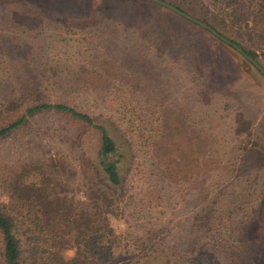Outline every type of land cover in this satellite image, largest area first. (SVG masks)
<instances>
[{
  "label": "trees",
  "instance_id": "16d2710c",
  "mask_svg": "<svg viewBox=\"0 0 264 264\" xmlns=\"http://www.w3.org/2000/svg\"><path fill=\"white\" fill-rule=\"evenodd\" d=\"M163 1L204 21L254 59L256 51L264 56V0ZM148 3L151 7L139 6L137 15L108 5L112 19L86 26L91 38L83 51L74 52L89 54L91 49V63L74 57L69 69L55 65L50 74L37 77L39 90L18 100L10 97L5 106L0 101V116L21 106L18 114L0 123V140L41 119L46 125L36 126L34 136L39 142L47 138L51 146L35 142L36 149H28L26 155L22 150L0 170V264H264V242L259 244L250 235L264 209V140L256 137L250 119L242 115L234 125L239 143L227 158L212 162L206 137L195 147L201 156L192 157V147L181 151L177 127L181 115L148 70L150 60L165 61L164 53L186 57L183 45H176L179 34L187 41V33L203 32L264 78L206 29ZM120 4L129 8L128 2ZM133 29L143 41L120 40L129 39ZM98 43L108 47L107 52L97 49ZM130 58L145 62L139 75L143 80L138 86L130 74H122L126 85L120 87L123 79L113 75L131 71ZM217 64L212 61L210 76L195 84L199 122H210L205 118L213 113L214 92L238 98L247 86L239 69L222 63L217 75ZM60 67L67 75L57 73ZM213 80L229 91L215 89ZM134 85L139 93L130 89ZM229 105L223 102L224 107ZM181 112L185 122L186 110ZM186 123L194 128V123ZM85 130L96 135L89 154L81 137ZM132 188L137 190L130 192ZM185 193L199 205L174 224L164 215L165 208L172 199L182 201ZM111 219L122 225H111Z\"/></svg>",
  "mask_w": 264,
  "mask_h": 264
},
{
  "label": "rangeland",
  "instance_id": "374dc122",
  "mask_svg": "<svg viewBox=\"0 0 264 264\" xmlns=\"http://www.w3.org/2000/svg\"><path fill=\"white\" fill-rule=\"evenodd\" d=\"M117 1L118 2L115 0H0L1 103L5 106L7 99L10 97H14L13 99L18 100L21 95H25L31 90H39V86L36 87L35 84L37 77L47 76L51 73V67L55 65H67L66 67L68 68V64L74 57H84L82 62H84L85 65L91 63V61H93L91 57L93 52L91 49H89V54L86 50L78 54H74V52L77 48L82 49L86 43L85 41L91 38L86 30H84L86 26L91 27L92 24L112 19L113 15H110L108 5L114 4L113 6L116 5L120 11H127L129 13H136L139 10V6L151 7L148 1L145 0ZM124 2L129 3V8L125 4H120ZM113 6L110 7V9H113ZM154 11L157 14L161 13L158 8H155ZM138 13L139 12H137L136 15ZM165 21L168 22L166 19ZM177 35L178 33H176V36ZM187 35L188 40L186 41L183 40L179 34V44H176L177 46H180V44L183 45L182 49H184L186 54L185 58H170L169 53H164L163 58L165 61H162L161 58L156 59L155 63L154 60H150L152 64L148 70L149 78L156 76L153 80L161 83L160 88L164 89L166 100L170 101L175 112L178 111L181 115L178 117L181 126L176 125L180 131L178 133L180 137V150L187 151L192 147L191 156H201V152L197 151V153L195 147L197 148L202 137H206L212 145L210 150L212 162L219 158H227L229 154L233 153V150L237 148L236 146L239 143L236 141L237 138L235 136L234 125L242 120V115L250 119L249 128H253V131L257 133L256 137L263 141L264 81L262 77H260L249 65L245 66V63H242L239 56L233 53L229 47L217 42L207 33L199 32L197 35L187 33ZM107 39L115 42L112 38ZM120 40L126 42L125 44H128L127 40H132L134 43L143 41V39L137 37V33L134 29L129 34V39ZM97 47V49L100 50L103 48L102 51L107 52L108 47H103L99 43ZM96 53L99 54L100 52ZM202 56H205V58L202 59ZM175 58L176 61H174ZM130 59L133 63V69H131V71L125 70L124 72H117L113 76L116 77L119 75L120 77L122 74H130V77L138 81L139 86L140 82L143 80L139 79V75L142 74L144 68L143 63L145 62L143 60L138 61L137 59ZM204 59L210 60L203 61ZM215 59L218 60L216 61ZM255 59L264 69V56L259 51H256ZM191 60H193V63L190 62ZM212 61L214 63H219L215 70L217 75L222 71V63L224 67H228L229 64L239 69L242 82L244 81L247 86L241 90L242 95L238 94V98H234L235 94H227L229 96L228 98L226 97V93L219 91L214 92L212 100L214 103L212 108L214 109L212 111L213 113L211 116L205 118L209 119L210 122L203 123L198 120V111H201L199 105H201V103L194 96L196 90L195 84L199 85V80L204 81L206 75H208V77L210 76ZM109 69L113 68L110 67ZM159 69H161V72H158ZM192 69H194V73H192ZM66 70L63 71L60 67L57 73L61 72V75H67ZM88 74L89 78H91V73L88 72ZM68 75H70V72ZM220 78L221 77H218V79ZM121 79L123 80L120 82L122 83L120 87H123L125 80L124 78ZM160 80H163V82H160ZM194 80L195 83L192 82ZM221 83L225 84L227 81H222ZM158 85L159 84H156V86ZM138 86L134 85L130 87V89L133 90L134 93H139L140 89ZM213 87L215 89L229 91L227 87L219 84V81L213 80ZM226 101L230 102L228 107L223 106V102ZM17 109V112L11 114L2 111L0 123L6 122L11 119L12 116L18 114L21 111V106ZM181 110L183 113L184 110H186L185 122H182L184 116ZM190 110L193 111L192 118H190ZM52 120L55 121V119ZM186 121L194 123V128L188 126ZM38 125L42 129L43 125H46V123H43L41 119H38L36 123L30 121V126L26 129L10 134L0 140V170L3 168L4 164L10 163L17 155L21 156L22 150L23 154L26 155L29 151L28 149H36L35 142L41 145L45 143L47 148L51 149L50 144L47 142V138H42L40 142L39 138H35V127ZM245 126L246 124L243 125V127ZM52 127H54V125ZM85 131L86 132H83L81 137L83 138L85 151L89 154L91 153V148L96 144V135L93 131ZM200 131L206 135L202 136ZM30 138L33 139L30 140ZM169 167H171V164ZM211 169L217 168L212 167ZM187 171L191 172L189 168H187ZM199 172L203 174L202 167L199 168ZM206 180L208 182V179ZM139 182L137 181L138 184ZM205 183L204 181L203 184ZM182 184L186 186L187 182L183 181ZM189 185L190 182L188 183V187ZM133 190H137V188H132L130 192ZM173 191H175V189ZM1 198H3V196H1ZM195 199V197L191 198L186 193L182 201H175V199H172L168 208H165L164 215L175 224L178 216L180 219H184V216H190L193 209L197 208L199 201ZM263 211L264 209L261 212L262 214H259L250 230V235L253 236L259 244L264 242ZM151 214L155 213L152 211ZM121 223L122 221L118 222L117 219L110 220V224L113 226H121Z\"/></svg>",
  "mask_w": 264,
  "mask_h": 264
},
{
  "label": "water",
  "instance_id": "95a60500",
  "mask_svg": "<svg viewBox=\"0 0 264 264\" xmlns=\"http://www.w3.org/2000/svg\"><path fill=\"white\" fill-rule=\"evenodd\" d=\"M152 3H155L161 7L168 9L169 11L183 17L184 19L192 22L193 24L198 25L199 27L206 29L211 35L219 39L220 41L224 42L225 44L231 46L235 51H237L244 59H246L249 63H251L255 69L263 76L264 78V69L263 67L250 55L246 54L238 45L224 37L223 35L219 34L215 29L207 25L204 21L178 9L174 5L163 1V0H148Z\"/></svg>",
  "mask_w": 264,
  "mask_h": 264
}]
</instances>
